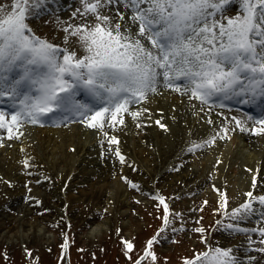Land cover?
Masks as SVG:
<instances>
[{
  "label": "rangeland",
  "instance_id": "rangeland-1",
  "mask_svg": "<svg viewBox=\"0 0 264 264\" xmlns=\"http://www.w3.org/2000/svg\"><path fill=\"white\" fill-rule=\"evenodd\" d=\"M10 3L11 0H0V5L7 6ZM42 8L50 14L41 15ZM78 9L83 11L81 0H40L31 9L26 23L43 40L61 51L67 48L82 57L86 53L78 38L65 31L70 25H79L85 20V17L76 14ZM101 11L114 20L119 18V13H124L125 19L131 20L132 16L129 9L116 2L106 4ZM238 12L240 0H230L223 12L217 13L216 18L234 17ZM87 19L89 23L95 22L94 17ZM183 84L184 81L180 80V86L173 87H180L177 103H188L189 111L192 110L189 116H185L187 121L182 118L189 126L187 131L183 127L176 132L174 127L171 128V123L179 124V118H169L168 123L165 117L155 119V114L165 111V105L155 108L149 99L139 107L135 118L123 117L122 124L116 123L118 130L113 135L122 139L123 145L119 144L117 137H114L115 143H110L113 135L101 134L98 137V128L79 126L74 122H68V126L61 124L60 128L54 129L69 131L80 127L81 132L93 133L91 137L95 149L91 150L95 154L88 155V159L95 160L81 165L91 170L84 183H77L82 177L78 172L80 169L69 171L67 165L61 173L58 168L60 164H56V171L44 163L37 166V159H27L22 146L13 145L8 148L10 145L0 144V264H126L129 259L145 251L146 240L161 223L152 245L155 246L154 264H179L197 253L216 247L231 248L238 264H264V253L256 250L261 246L258 232H235L225 227L227 224H235L249 230L258 229L264 226V214H258L260 216L255 221L253 216L232 221L224 216L222 210L218 211L221 193L226 194L228 210L231 211L244 203L247 199L245 193L252 191L259 196L258 192L264 191V177L257 172L258 164L249 166L238 155L234 156L236 169L232 170L233 173L238 176L240 169L245 172V186L235 185V188L226 179L224 169L223 173L216 176L215 161L210 167L203 161L191 165V161L197 162L196 158H201L199 153L203 150L213 147L216 150L217 144H221L219 149H226V144L232 143V134L226 136L222 129H228L227 133H235L237 126L232 118L241 119L228 108L208 105L192 98L190 93L183 90ZM162 99L166 100L160 97ZM203 108L207 119H203ZM28 123L25 125L30 126V129L24 137L27 143L34 131L40 134V129L45 127L40 120L35 124ZM151 127L159 129L162 135L168 134L170 138L166 136V141H159L156 145L150 135ZM131 136L134 139L132 144L128 141ZM212 136H217L215 144L203 143ZM16 137L13 139L17 140ZM36 142L35 139L34 144ZM195 144L203 146L188 153V146ZM67 145H64L63 151L72 154L75 147ZM15 148V160L10 154L3 159L6 155L4 149ZM162 150L169 153L163 155ZM125 152L128 153L127 157ZM55 153L56 156L61 152ZM102 157L112 160L113 171L101 173L99 165L103 162L100 160ZM120 157H123V161ZM252 168L255 169L250 173ZM189 171L191 174H188ZM253 176L256 177V188H253ZM101 179L104 181L98 184ZM94 181L95 187L91 185ZM114 181L121 186L117 189V196L108 188V184ZM86 191L90 193L89 196L85 194ZM160 197L164 198L171 214V222L167 227L163 223L164 205L160 203ZM21 203L23 206H20ZM254 208L256 213L264 211V206H259V203H255ZM218 221L222 223L218 225ZM198 227L204 231L196 232ZM35 228L38 230L35 231ZM162 228L164 230L160 231ZM67 234L71 245L69 243V250L65 251L62 243ZM250 240L255 243L250 245ZM126 242L133 245L131 250L127 248ZM249 257L255 259L250 261Z\"/></svg>",
  "mask_w": 264,
  "mask_h": 264
},
{
  "label": "snow or ice",
  "instance_id": "snow-or-ice-1",
  "mask_svg": "<svg viewBox=\"0 0 264 264\" xmlns=\"http://www.w3.org/2000/svg\"><path fill=\"white\" fill-rule=\"evenodd\" d=\"M39 2L11 0L7 6L0 5V97H8L17 106L10 120L0 111V129L7 127L9 138L15 135L13 127L35 124L42 116L57 110L77 114L91 128L103 129L109 123L106 119L109 115L112 124H122L120 114L127 113L128 105L144 99L147 92H155L158 77L169 87L183 80V90L204 103L218 94L226 99L239 97L238 103L244 104L264 97V0H240L236 16L220 19L216 18L217 13H222L230 0H81L83 11L78 9L76 14L85 20L65 31L78 38L86 53L82 57L67 48L61 51L32 34L26 19ZM113 2L132 12L135 32L131 25L125 24L124 13H119L117 20L102 13L106 4ZM88 17H94L95 22L89 23ZM41 66L45 71H39ZM14 68L22 72L18 78L9 80L6 74ZM26 83L35 88V95L30 94L31 89L20 90ZM77 90L85 91L93 104L100 106L94 108L76 100ZM131 115L135 118L138 113ZM232 119L241 131H248L243 121ZM255 123L260 127L251 131L264 134V118ZM222 131L226 135L228 129ZM216 138L212 136L203 143H214ZM115 142L113 137L110 143ZM202 146L195 144L188 151ZM256 187L253 176V188ZM221 196L218 211L222 210L232 221L249 217L255 203L264 206V195L256 196L249 191L244 203L229 211L226 194ZM159 199L164 205L163 223L167 227L171 214L164 198ZM225 227L235 232H258L261 246L256 250L264 253V226L251 230L235 224ZM195 231L204 229L198 227ZM155 239L147 241L145 248V257H151L153 262L156 256L151 247ZM132 247L127 243L129 250ZM254 259L249 257L250 261ZM184 264H238V261L231 248L216 247L185 259Z\"/></svg>",
  "mask_w": 264,
  "mask_h": 264
},
{
  "label": "bare ground",
  "instance_id": "bare-ground-1",
  "mask_svg": "<svg viewBox=\"0 0 264 264\" xmlns=\"http://www.w3.org/2000/svg\"><path fill=\"white\" fill-rule=\"evenodd\" d=\"M125 24L126 25H131L132 26V31L135 32L136 31V26L132 25L131 20H128L127 18L125 19ZM161 81L163 83L161 89L162 92L160 93L159 91L156 92L155 94H152L151 96L146 94L143 101L146 100L149 96V102H151L155 108H161L158 105H165V111H163L160 114H155V119L161 117H165L167 120L165 121L166 123L169 122V118L170 119H177L179 118L180 122L177 125L175 122L171 123V128L173 129L174 127V131L176 132L179 131L180 127L184 128L185 131H187V129L189 128L188 124L182 121V118L184 121H187V116H189L190 113H192L188 108V103H177L178 98H180L179 93H177L176 90L171 89L169 86H167L164 81L163 78L161 77ZM156 90H160L159 87H156ZM154 96H160V97H165L166 100H160V97L155 98ZM169 99L171 100L169 102ZM140 103V102H138ZM146 102H143L141 105H144ZM134 104H129L128 106H132ZM183 112H180V111ZM165 112V114H164ZM201 112H203V119H207L206 116V111H203V109L201 110ZM128 113V112H127ZM49 115V114H48ZM45 115V116H48ZM186 116V117H185ZM213 117V116H212ZM181 118V119H180ZM191 118H193L191 116ZM198 118H200L198 116ZM215 120V117H213ZM106 119L109 121V123H106L105 126L111 125V117L110 115L106 117ZM156 123V121L154 122ZM83 124V123H82ZM85 124H87V121H85ZM217 125V123H216ZM104 126V127H105ZM188 126V128H187ZM112 129L110 132H117L118 128H116L115 124L111 125ZM257 127V126H256ZM255 127V128H256ZM260 126H258L259 128ZM30 127H24L22 128L19 132L17 133H22L21 135H23L24 131L29 130ZM251 130V128L249 129ZM33 131V129L31 130ZM41 133L39 134L38 132H33L31 136V140L28 143H25L23 146L22 151H24V155L26 156L27 159H29L30 161H32V157L36 158L37 160H35V163L37 164V166H39L40 163H44L47 167L50 168H57L58 166H56V164H60V166L58 168L59 171L61 173H63V170L65 169L64 166H68V170H76L78 171V169H80L78 172L80 173V177L77 180V183H84L87 181V179H85V177H87L88 175L90 176L91 174V170L88 169L87 167H82V163L83 162H90L91 160H95V159H88V155H94L95 152L93 151L95 149V145L92 141V137L91 135L93 134L92 132L89 131L84 133L79 131V127H74L72 130H53V129H40ZM184 131V130H183ZM184 131V133H185ZM152 134H150L154 141L155 144L158 145L159 141H163L168 138H166V136H168L170 138V136L168 134L166 135H162L161 132L159 131V129H155L154 127H151V131ZM54 133L56 134L55 136H57L55 138V136H52L51 134ZM114 133V134H115ZM17 135V134H16ZM20 135V134H19ZM205 136V134H203ZM116 136V135H115ZM119 136V133H118ZM117 137V136H116ZM144 137V136H143ZM84 138V139H82ZM118 138V137H117ZM37 140L36 144H34V140ZM119 140V138H118ZM122 139H120V145L123 143L121 142ZM2 141H4L5 144L10 145V142H13L11 145L14 146H18L16 144V142H14L13 138H9V132L7 127H5L4 129H0V144L2 143ZM129 143L132 144L134 142L133 136H131L128 139ZM197 141V139H196ZM32 142V146H30V143ZM230 142L232 143H228L226 144V149L222 150L219 149L218 146H221V144H217V149H213L210 148L209 150H203L201 153V158L197 159V162H193L191 161V165L192 164H197L199 161H203L207 166L209 165V167L212 165V163L215 161V165H214V170L216 173V176H218L221 173H223V169L225 171V176L226 179L229 181V183L233 186V188H235V185H239V186H245L244 184V174L245 173L243 170L240 169V171H238V176L236 175L237 173H233L232 170L236 169L235 166V155H238L237 157L240 158V160L242 161H246V163H248L247 165L249 166H254L257 165L259 166V168L257 169V172H259V175H263L264 177V134H255V133H251L248 131H243L241 133L235 132L232 133L231 135V139ZM67 145V147L73 145L75 147L74 152L71 154L70 152H66L63 151V147L64 145ZM191 143V141H190ZM215 144V142H214ZM224 144V143H222ZM233 144H235V146H233ZM8 146V148L12 147V146ZM173 147V146H172ZM91 148H93V150H91ZM259 148V150H258ZM31 149V150H30ZM189 147L186 149L187 152L189 153L190 151H188ZM55 151H60L61 153L59 155L55 156ZM2 152V151H1ZM4 152L6 153L4 157H7L8 154H10L11 158H13L15 160L16 158V152H17V148L15 149H4ZM169 153V151H163L162 150V154L163 155H167ZM125 156H128V153L125 152ZM100 160H102L103 162L100 163L99 165V170H101V173L104 172H109V171H113V162L112 160H110L108 157H102ZM70 161V162H68ZM15 162V161H14ZM13 162V163H14ZM217 162V163H216ZM200 163V162H199ZM95 166L97 164H94ZM13 166V164H12ZM255 168L250 169L252 173V171ZM57 169H55L56 171ZM146 171V170H145ZM94 172V170L92 171ZM256 172V171H255ZM188 173V172H187ZM65 174V173H64ZM188 174H191L190 171ZM107 175V174H106ZM239 179V180H238ZM264 179V178H263ZM103 182L104 179L99 180L97 183L99 184L100 182ZM264 181V180H263ZM96 181H94L91 185L93 187H95V183ZM95 183V184H94ZM108 188H110L111 190L114 191L113 195L117 196L119 195V192L117 191V189H120L121 186H119L118 183H116V181H114L113 183L108 184ZM234 191V190H233ZM86 195H90V193L88 191H86L85 193ZM258 194H262L261 192H258ZM20 206H23V204L21 203ZM23 208V207H21ZM256 209V208H255ZM255 211V210H254ZM38 230L35 228V231Z\"/></svg>",
  "mask_w": 264,
  "mask_h": 264
}]
</instances>
